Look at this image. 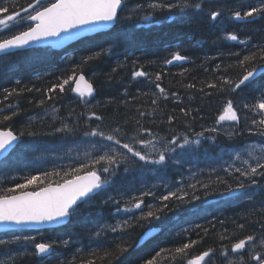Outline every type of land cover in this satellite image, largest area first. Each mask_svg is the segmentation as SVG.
<instances>
[{"label":"trees","instance_id":"obj_1","mask_svg":"<svg viewBox=\"0 0 264 264\" xmlns=\"http://www.w3.org/2000/svg\"><path fill=\"white\" fill-rule=\"evenodd\" d=\"M28 1L14 0L18 7L16 11L20 10L21 5L27 7L28 3L34 2ZM227 1L209 0L205 3V8L226 5L224 2ZM232 1L229 0L227 6L233 4ZM144 2L147 3L149 0H125L126 4L113 28L82 38L60 51L49 47H34L0 57V60L7 64L6 68L0 66V128H10L20 137L19 133H24L9 158L0 162L2 177L0 189L24 183L30 176H39L44 183L37 182L29 185L28 189L39 188L49 182L63 181L67 178L63 175L64 171L70 170L71 167H79L80 162H86L90 157L60 159L62 163H59L56 157L52 158L48 150L49 145L65 138L82 139L85 132L97 125L106 133L117 126L124 129L127 135L121 137L122 143L136 136L137 130H141V136L145 140L155 137L182 140L184 137L200 136L204 138V144L210 145L211 149H216L214 143L225 145L226 148H236L252 139L264 142V135L260 133L258 127L249 121L247 125L243 123L247 121V116L250 117V121L260 118L255 112L245 109L244 104H254L256 98L264 92V73L257 80L242 85L235 91L231 90L234 84L223 85V78L238 83L245 73V68L251 67V63L241 66L240 61L250 51L257 50L254 45H264V18L227 21L224 17L222 21L210 24L205 13L195 11L181 13L175 11L176 9L169 12L164 9L153 11L150 19L144 20L143 13L150 12ZM138 4L145 5L147 10L137 11ZM176 12L178 13L172 20L165 19L168 17L166 14ZM227 13L225 11L224 15ZM25 24L27 22L23 21L21 27L17 26L14 31L24 30L27 27ZM228 33L236 34L238 41L228 40L226 38ZM244 36L250 37L247 40L248 44L239 42L243 41ZM174 52L188 56L189 62L169 66L165 61L169 60ZM96 53L100 55L85 62L86 57ZM138 70L144 71L147 75L133 78V72ZM73 72L76 74L83 72L92 80L95 93L91 99H82L74 94L73 81L65 85L63 92L59 89L54 93L48 92L52 85L62 83L64 79L72 76ZM157 74L160 75L159 80H156ZM156 84L165 90V95L160 94ZM209 84H217V87L209 88ZM13 89H16L15 94L9 95L5 100V95L12 93ZM48 96H52V99H48ZM153 99L157 101L155 105L151 103ZM41 100L44 101L43 104L40 103ZM227 100H232L241 114L239 121L229 123L231 129L228 131L215 128L220 124L218 117L223 112ZM13 111L16 113L14 116L11 115ZM92 112L103 119L96 120L91 116ZM141 112L145 115L140 116ZM4 115L11 118L5 121L2 119ZM169 117L173 119L169 120ZM64 125L72 131H56ZM213 128L216 131H209ZM142 129L150 131L144 132ZM210 136L215 139L212 144L207 140ZM136 147L147 152V148L141 145ZM202 148L207 149V146L204 145ZM199 156H203L202 152H199ZM204 159L197 161L193 172H188L187 168L185 171L180 169V174L172 175L168 185L164 182V175L174 172L171 165L168 168L162 167L153 176L139 177L135 161L140 164L144 162L138 158L122 161L116 167V174H103L104 178L111 179V182L106 189L92 197L95 200L92 209L85 207V203L83 206L80 204L79 207L82 209L79 214L71 217L72 222L69 221L70 223L57 229L43 230L41 234L37 233L34 236L33 242L58 241L54 247L56 252L53 258L43 260L44 257L35 255L32 243L23 244L22 241L5 239L11 243L7 247L0 246V252L5 254L0 264H4L5 261L8 264H81V261L86 260H94L96 264H146V261L153 257L154 264H187V260L178 256L175 249L193 240L197 243L187 250V258L212 248L216 250V254L211 258L213 264H225L220 251L222 247L227 246L230 249L232 243L249 234L259 236L260 226L264 224V206L259 204L264 202V195L256 192L252 200L254 204L250 207L243 208L246 202L243 201L232 209L225 208L216 212L213 204L206 205L205 200L212 197L214 195L212 192L219 188L215 184H219L216 179L218 177L208 176L209 160ZM229 160L230 157H227L224 161ZM95 167L100 168L101 165ZM85 171L88 169L81 172ZM45 172L51 175L45 178L43 176ZM57 172L60 175H56ZM157 174L162 176L161 181L156 178ZM234 174L239 185L243 183L246 186L250 180L257 179V176L251 178L241 176L236 171ZM198 183L205 189L204 194H200ZM204 185L208 187L205 188ZM181 188L185 189L184 194H180ZM170 190L177 192L182 199L172 197L168 201L161 200V195H167ZM149 191L152 195L142 197L144 203L141 209H133L132 212L122 210L131 207L129 201L132 197H140L143 192ZM124 192H127V195ZM157 194L158 196H155ZM149 206L163 220L173 215L189 214L183 221L172 224L164 222L162 236L152 237L138 246V236L144 229L158 224V220L154 218L140 220L141 213H147ZM117 207L121 211L118 212ZM91 210H93L91 218L101 222L103 225L101 229L105 230V233L102 236V232H98L101 238L99 244L82 250V247L73 242V237L80 232L77 220L84 212ZM217 213L224 216L216 219ZM125 220H130L131 226L125 230L111 231L112 226ZM241 223L245 224L243 230L237 227ZM63 237L68 241L67 246L62 243ZM117 245H121L127 251L120 254ZM106 251L111 255L105 256ZM92 253L97 255L93 256ZM157 253L160 255L157 256ZM215 256H219V261L214 260Z\"/></svg>","mask_w":264,"mask_h":264},{"label":"snow or ice","instance_id":"obj_2","mask_svg":"<svg viewBox=\"0 0 264 264\" xmlns=\"http://www.w3.org/2000/svg\"><path fill=\"white\" fill-rule=\"evenodd\" d=\"M209 0H176V2H165V0H149L146 7L152 11L143 16L144 20L150 19L152 12L155 10L167 9L171 12L173 9L178 10L181 13L188 11H195L198 13H205L207 20L210 24L218 22L219 19L224 16L225 11L229 13V19L234 20H255L257 18H264V0H233L232 6L221 4L215 8H205V3ZM125 0H34V2L28 3L27 7L20 6V10L16 11L17 4L14 0H0V53L5 55H11L12 50L21 49L31 43L46 40L48 38H57L52 43L59 47L69 40H74L81 34V26H89V30L102 26L107 23L114 22L119 19V12L124 5ZM137 10L144 11L145 5L138 4ZM31 10V11H30ZM21 13L25 15L22 17ZM23 21L34 22L33 25H28L26 30L15 32L14 29ZM11 33V34H8ZM63 33V35H61ZM226 38L230 41H238V36L234 33H228ZM240 43L247 44L248 41H239ZM256 51H250L248 55L243 57L240 61L241 66L245 63H251L250 68H245V74L239 80L238 83L233 82L230 79L223 78V85H233L231 89L235 91L240 89L242 85L250 79H254L258 72H264V45H254ZM100 53H96L93 56L85 58V62L98 57ZM186 59L179 52L172 53V59L165 61L171 64L173 61H182ZM0 66L7 67L6 62L0 60ZM133 78L144 77L147 74L138 70L133 72ZM160 79V75H156V80ZM70 81H74L75 87L72 89L82 99L86 96H91L93 93L92 85L89 84L83 74L76 76L73 72L72 76L64 79L62 83L54 84L48 89V92L54 93L57 89L63 92L65 85H69ZM190 87H194L190 85ZM209 88H216L217 84H209ZM156 88L159 89L161 95H165V90L156 84ZM16 89L12 90V93L5 95L4 99L7 100L9 95L15 94ZM48 99H52V96H48ZM44 103L43 100L40 101ZM86 106H87V102ZM152 104H156L157 101L153 99ZM11 107V106H10ZM244 108L249 111L255 112L260 116V119H252V124L260 129V133L264 135V92L256 98L254 104H244ZM55 111V109H53ZM183 111V110H182ZM16 113L13 111L12 116ZM145 113L141 112L140 116H144ZM92 117L96 120H102L103 118L97 116L95 112L91 113ZM11 116L4 115L3 120H9ZM173 117H169L172 120ZM239 117L234 107L232 100H227L223 108V112L218 117V122L222 121H238ZM139 125V121H137ZM57 132L72 131L67 125L56 129ZM144 132H149L148 129H142ZM209 131H216L215 128ZM21 136L24 133H20ZM88 137H98L100 141H97L99 145L98 153L102 151L103 154H97L96 156L88 159L86 162H80L79 167H71L70 170L64 171V177L62 182L56 181L55 186L52 182L46 184V186L40 188L37 191H25L29 185L44 183L39 176L27 177L24 183H16L14 187L7 189H0V225L6 227L19 226L30 227L38 224H61L62 222L69 220L77 213L79 204L78 202H87L90 199L91 194L102 189L109 183L107 177L102 179L99 173L108 175H114L116 167L122 161H127L130 158H138L145 163L163 164L166 160L165 153L173 151L170 145L176 144V140L168 141L163 145V151L156 149V139L145 140L141 136V130H137L136 136L130 137L128 142L121 140L122 136H126L127 133L124 129L117 126L112 128L109 132H105L101 129L100 125L92 128L90 131L84 133ZM18 140V136L11 130H0V153H9ZM101 141L110 142L104 144ZM184 143H188V138L184 137ZM141 145L143 148L151 149L153 152L158 153V159H152L149 153L144 152L143 149H138L136 146ZM106 149V150H105ZM121 149L126 150L121 151ZM259 157L255 158V163H251L248 159H242L241 162L247 165L246 168H235V171L240 173L241 176L251 178L257 175H264V147L261 148ZM131 154V156H129ZM252 153H249L251 156ZM240 158L239 156L237 157ZM96 165H101L100 169H96ZM88 169L85 175H79L81 171ZM60 175L59 172L55 173ZM50 173H43V176L47 178ZM219 179V178H218ZM254 182V181H253ZM245 185L241 183L240 188ZM194 187V186H193ZM205 188L208 185H204ZM19 190V194L17 193ZM152 195L149 192H143L140 197H132L129 203L131 207H125L122 210L126 212H132L133 209H141L143 196ZM176 197L182 199L177 195L175 191H169L167 195L160 197L163 201H168L170 198ZM198 199V197H193ZM111 199V198H110ZM118 203V202H117ZM167 207V205H165ZM121 211L119 207L116 209ZM160 219L149 206L147 213H141L140 219ZM130 220H125L122 223L112 226L111 231L116 232L119 230H125L131 226ZM237 227L241 230L245 228V224H238ZM207 230L205 229V232ZM99 235V233H97ZM227 237H221L224 239ZM35 240L32 236H16V242H28ZM11 241H5L0 239V246L7 247ZM58 241L40 242L34 245V254L43 256L48 254L56 245ZM62 243L67 246L68 241L64 240ZM197 241H190L183 244L181 247L175 249V253L187 260V264H213L212 256L216 254V250L209 248L199 255L192 258L188 257V251L192 248ZM117 250L120 254L127 251L126 248H122L121 245H117ZM163 251V250H162ZM221 255L227 261V264H264V224L260 226L259 236L256 234L246 235L244 238L236 240L231 244L229 249L227 246L221 248ZM229 251L238 255L237 260L228 259ZM247 252L248 260L244 261L242 254ZM96 256V253H92ZM111 253L105 252V256H110ZM160 253H157L159 256ZM175 259V257H173ZM155 257L146 261V264H154ZM4 264H8L7 261ZM81 264H96L94 260L81 261Z\"/></svg>","mask_w":264,"mask_h":264},{"label":"rangeland","instance_id":"obj_3","mask_svg":"<svg viewBox=\"0 0 264 264\" xmlns=\"http://www.w3.org/2000/svg\"><path fill=\"white\" fill-rule=\"evenodd\" d=\"M248 2H249V0H248ZM224 17H226L227 21H228L229 20V18H228L229 13L222 16L220 18L219 22L222 21ZM18 26L21 27L20 25H18ZM85 99L87 100L89 98L86 97ZM219 125H220V128L218 126H216L217 129L227 130V131L229 129H231V126L229 123H221ZM155 139L157 141L156 142V149L158 151H163V145L167 144L166 139H160L157 137H155ZM207 140H208L209 144L213 143V139L211 137H209ZM97 141H100V138L88 137V138H84V139H80V140H72V139L65 138L63 140H58V141L50 144L48 150L51 153L52 158L56 157L57 161L59 163H62L61 160H73L75 158H81V157H94L97 154H103L102 151L98 153L99 145L97 144ZM101 142L104 144L110 143L107 141H101ZM204 145L206 146V144H204V138L192 137V138H188V143H184V140H183V141H180L178 144L176 142V145H174V146L170 145L169 147L174 149V150L168 151L165 153L166 160L163 164H153L151 162L145 163L144 161H142V162H144V164L142 165L139 162L135 161V163L137 164L136 168H137V171L139 173V177L146 176V175H148L149 177H150V175L153 176L156 174V172L160 168H162L164 166L168 167L171 165L172 168L174 169V172H172V173L170 172L166 176L164 175V182L166 185H168L170 180L172 179L171 178L172 175H176L177 173H178L177 175H179L180 169L184 170L186 167L189 170L188 172H193L194 168L196 166L195 165L196 162L198 160H201V161L205 160L204 158H208V160H209V171H210V173L208 175H212V174L217 173L216 171L218 169H220V170L225 169L226 171L230 170L231 162L241 161L242 159H248L251 163L254 164L255 158L262 155L260 150L262 147H264V145L262 143H246L244 146H242L240 148L228 149L225 146H221L219 143H214L213 145H214V148H216V149L209 148L210 145L209 146L207 145V149H203L202 146H204ZM121 151H125V150L121 149ZM147 151H148L147 153H149V155L151 156L152 159H158V153L157 152H153V151H151V149H147ZM199 152H202L203 156H199ZM250 152L252 153L251 156H249ZM223 156H229L230 160L224 161ZM238 156L240 157L239 159L237 158ZM240 164H242V162H240ZM98 169H100V168H97V170ZM231 172L234 174L235 169L231 170ZM100 174L102 175V173H100ZM217 175H218V173H217ZM186 176H191V175L186 174ZM234 176H235V174H234ZM156 178L159 181L162 180V176L160 174H157ZM108 181H109V179H108ZM109 184H110V181L105 186H108ZM137 188H138V186L135 187V189H137ZM94 202H95L94 200H89L87 203V207L92 209ZM262 206H264V204H262ZM91 212H93V210L89 211V212H84L81 215V218L77 220V224L79 226L80 232L77 233L73 237V242L76 243L78 245V247H82L81 248L82 250L89 248L90 246H95V245L99 244L101 242V240H100L99 236L97 235V233L102 232V236H104V233H105V230L101 229V226H103L101 224V222L99 220L94 221L93 218H91ZM79 213H80V210H78L76 214H79ZM88 215H90V216H88ZM169 223L172 224L171 221ZM16 236L23 237V236H32V235H28V234L23 233V232H18V233H12V234L8 235L5 239L15 241ZM56 238H57V234H55V239ZM0 239H3V238H0ZM5 239H3V240H5ZM64 240H65V238L63 237V241ZM27 243L35 244L36 242H33V241L23 242V244H27ZM3 256H5V254L3 252H0V262H1V258ZM54 256H55V254L50 256L49 258L54 257Z\"/></svg>","mask_w":264,"mask_h":264},{"label":"flooded vegetation","instance_id":"obj_4","mask_svg":"<svg viewBox=\"0 0 264 264\" xmlns=\"http://www.w3.org/2000/svg\"><path fill=\"white\" fill-rule=\"evenodd\" d=\"M247 121L251 120L250 117H247L246 119ZM259 129V128H258ZM249 132V130L247 131V133ZM248 143H262L264 144V142H260V141H256L255 139H252V140H248L247 141ZM241 161H235V162H231V167H230V170L226 171L225 169H218L216 172L218 173H215V174H212L210 176H214L216 175L218 178L217 181L219 182V184L215 183L216 186H219V188L215 189V191H213L214 193V197H212V200L215 201V203L213 204V208H215V211L216 212H219L221 211L222 209H232L234 208L235 206L238 205V203H235V202H230V201H226V195L227 193L229 192V190L237 187L236 185H239L238 182L235 181V176L234 174L231 172V170H234L235 168L239 167L241 169H244L247 167V165H244V164H240ZM228 173V174H227ZM254 181V182H253ZM246 182V180H245ZM257 185L258 187V191L264 195V175H257V179L256 180H250L248 184H246V194L247 196L245 197V205L243 206L244 207H250L252 206L253 201L254 200V191L252 190V186H255ZM184 192V190L182 189V191L180 192V194H182ZM209 202V200L207 201V203ZM264 204V202L262 203ZM262 204H259V205H262ZM229 213H234V212H228ZM189 213H183L181 214L179 217V220L180 221H183L185 220L186 216L188 215ZM221 216H224V215H220L219 213H217V217L216 219L220 218ZM174 220V219H173ZM235 256V257H234ZM223 258V262L225 264H227V261L225 260L224 257ZM238 258V255L235 254V253H231L229 251V256H228V259H231V260H237ZM242 258L244 261H247L248 260V256H247V252L243 253L242 254ZM215 261H219V256H216L215 258ZM252 264H254V262H252Z\"/></svg>","mask_w":264,"mask_h":264},{"label":"water","instance_id":"obj_5","mask_svg":"<svg viewBox=\"0 0 264 264\" xmlns=\"http://www.w3.org/2000/svg\"><path fill=\"white\" fill-rule=\"evenodd\" d=\"M45 1H47V0H45ZM51 1H54V2H55V0H51ZM115 22H116V21L111 22V23H107V24H104V25H102V26H99V27H96V28H92L91 30H89V26H81V30H80V31H81V34H80L79 37H77V38L74 39V40H69V41L65 42L63 45L59 46V47L55 46V45L52 43L53 40L57 39V38L53 37V38H48V39H46V40H42V41H38V42L31 43L30 45L25 46L24 48H21V49H14V50H12V52H14V51H18V50H22V49H27V48H30V47H35V46H49V47H51V48H53V49H58V50H60V49H63V48H65V47L69 46L70 44H72V43L78 41L79 39H81V38H83V37H86V36H89V35H93V34H96V33H99V32H104V31H108V30H110L111 27L115 24ZM61 35H63V33H62ZM0 55H3V53H0ZM184 57H185V56H184ZM188 61H189V58L186 57V59H184V60H182V61H173L170 65H172V64H176V63H187ZM262 73H263V72H258V73L256 74L255 78L258 77L259 75H261ZM79 75H81V73H79V74L77 75V77H78ZM84 77H85V76H84ZM255 78H254V79H255ZM85 80H86L89 84L92 85V88H93V90H94V87H93L92 82H91L88 78H86V77H85ZM250 80H253V79H250ZM74 87H75V83L73 82V88H74ZM0 130L8 131V130H10V129H6V128H5V129H0ZM11 131H12V130H11ZM12 132H13V131H12ZM14 134L17 135L16 133H14ZM17 136H18V140H17L16 142H14V143H15V146L17 145V143H18V141H19V139H20V138H19L20 136H19V135H17ZM7 154H8V153H0V160H1L2 158H4ZM85 173H86V172H84V173H82V174H79V175H85ZM98 174H99V173H98ZM53 185L55 186V184H53ZM25 191H33V190H25ZM98 191H100V190H98ZM98 191H96L95 193H97ZM237 192H239V190H234V191H232L230 194H234V193H237ZM95 193H94V194H95ZM16 194H19V192L16 193ZM91 195H93V194H91ZM79 203H80V202H78V204H79ZM67 222H68V220L62 222L61 224H47V223H45V224L32 225V226H30V227H19V226L6 227V226H4V225H0V232H4V231H8V230H14V229H26V230H30V231H40V230H43V229H46V228H56V227H60V226H62V225H65ZM157 232H158L157 229H155L154 227H151V228L145 230L144 233L139 237V240H138V243H137L138 246H139V245H142L146 240H148L150 237L154 236ZM50 252H51V251H50ZM50 252H49L48 254H50ZM48 254H46V255H44V256H47Z\"/></svg>","mask_w":264,"mask_h":264},{"label":"bare ground","instance_id":"obj_6","mask_svg":"<svg viewBox=\"0 0 264 264\" xmlns=\"http://www.w3.org/2000/svg\"><path fill=\"white\" fill-rule=\"evenodd\" d=\"M29 1H31V0H29ZM28 1V2H29ZM20 3H21V1H19ZM22 2H24V3H26L25 1H22ZM165 2H175V0H165ZM233 2V1H232ZM31 3V2H30ZM144 3H146V2H144ZM225 3V2H224ZM126 4V3H125ZM147 4V3H146ZM27 5V4H26ZM20 6V5H19ZM22 6V5H21ZM24 7H26V6H24ZM124 7V6H123ZM18 8V7H17ZM147 8V7H146ZM145 10H147V9H145ZM149 10V9H148ZM159 10V9H158ZM138 11V10H137ZM149 11H152V10H149ZM175 11H177V10H175ZM174 11V12H175ZM143 12V11H142ZM179 12V11H178ZM178 12H176V13H168V14H166V16L168 15V17H166L165 19H167V20H172L173 18H174V16L178 13ZM133 13V12H132ZM136 13V12H135ZM163 13H165V12H163ZM166 13H167V11H166ZM144 15L146 14V13H143ZM139 15V14H138ZM140 15H141V12H140ZM143 15V16H144ZM158 15V14H157ZM142 16V17H143ZM143 19L141 18V21H142ZM220 20V19H219ZM251 20V19H250ZM249 20V21H250ZM246 21V20H245ZM26 22V21H25ZM143 22V21H142ZM215 23V22H214ZM217 23V22H216ZM246 23V22H245ZM242 39H243V41H247V40H249L250 39V37H248V36H244V37H242ZM248 44V43H247ZM13 54V53H12ZM1 57V56H0ZM6 57V56H5ZM11 57V56H10ZM3 58V57H2ZM7 58V57H6ZM8 59V58H7ZM170 59V58H169ZM2 60V59H1ZM79 73H81V74H83L86 78H88L89 76H87L85 73H83V72H79ZM77 75V74H76ZM243 76V75H242ZM260 77V76H259ZM258 77V78H259ZM257 80V79H256ZM260 87H261V85H260ZM259 87V88H260ZM247 88V87H246ZM250 89V88H249ZM256 89V88H255ZM243 90V89H242ZM252 90H254V89H252ZM238 91V90H237ZM241 91V90H240ZM239 91V92H240ZM251 91V90H250ZM243 92H245V91H243ZM255 92V91H254ZM238 93V92H237ZM248 93V92H247ZM251 93V92H250ZM249 93V94H250ZM256 93V92H255ZM252 94H254L253 92H252ZM257 94V93H256ZM242 95V94H241ZM251 95V94H250ZM259 95V94H258ZM252 96V95H251ZM80 97V96H79ZM241 97V96H240ZM86 98V97H85ZM237 98H239V97H237ZM243 99H244V97H243ZM252 99V98H251ZM254 99V98H253ZM241 100V99H240ZM239 101V100H238ZM237 102V101H236ZM237 106V105H236ZM238 108V107H237ZM236 108V109H237ZM251 113V112H250ZM250 113H249V115H250ZM252 113H254V112H252ZM240 114V113H239ZM241 115V114H240ZM242 116H243V114H242ZM241 116V117H242ZM247 117H249V116H247ZM254 118H255V116H254ZM244 119V118H243ZM246 119V118H245ZM244 119V120H245ZM255 119H257V120H259L260 118H255ZM242 122V121H241ZM247 122L248 121H246V122H243L244 124L246 123V125H247ZM249 122H251L252 123V121H250L249 120ZM218 123V122H217ZM217 126L220 128V125H218L217 124ZM249 126V125H248ZM251 126H252V124H251ZM250 127V126H249ZM257 127V126H256ZM216 128V127H215ZM245 128V127H244ZM248 130V129H247ZM246 130V131H247ZM213 132V131H212ZM204 133H206V132H204ZM209 133V132H208ZM211 133V132H210ZM20 134V133H19ZM210 135V134H209ZM22 137V136H21ZM211 137V136H210ZM214 139V138H213ZM176 140V139H175ZM215 140V139H214ZM168 141H171L170 139H166V142L168 143ZM180 141H183V139L182 140H176V142H177V144L180 142ZM221 143H222V140H221ZM246 143H248L247 141H245V142H243V143H241V145L238 147V148H240V147H242V146H244ZM174 145H176V144H174ZM173 145V146H174ZM207 146V145H206ZM209 146V145H208ZM225 146V145H224ZM13 153V152H12ZM10 156V155H9ZM9 156H8V158H9ZM215 158V157H214ZM217 158V157H216ZM13 159V158H12ZM219 159V158H218ZM18 160V159H17ZM5 162V161H4ZM143 165V164H142ZM143 167V166H142ZM168 168V167H167ZM187 168V167H186ZM146 169V168H145ZM161 169V168H160ZM136 170H137V168H136ZM136 170H135V172H136ZM164 170V169H163ZM153 171V170H152ZM151 171V172H152ZM140 172V171H139ZM155 172V171H154ZM169 173V172H168ZM116 174V173H115ZM136 174V173H135ZM199 174V173H198ZM228 174V173H227ZM144 175V174H143ZM184 175V174H183ZM136 176V175H135ZM137 176H138V174H137ZM194 176H196V175H194ZM198 176V175H197ZM200 176V175H199ZM208 176H210V175H208ZM0 178H2L1 176H0ZM138 178V177H137ZM203 178V177H202ZM205 178H206V175H205ZM13 179V178H12ZM201 179V178H200ZM191 180H193L194 181V179H191ZM62 181V180H61ZM60 181V182H61ZM185 181V180H184ZM187 181V183H188V179L186 180ZM203 182V181H202ZM152 183V182H151ZM156 183V182H155ZM181 183H183V182H181ZM142 184V183H141ZM147 184V183H146ZM178 184V183H177ZM185 184V183H184ZM191 184V183H190ZM110 185V184H109ZM201 185V183H199L198 184V186H200ZM186 186V185H185ZM197 187V186H196ZM31 187H29V189H30ZM35 188V187H34ZM152 188V187H151ZM28 189V188H27ZM31 189H33V188H31ZM36 189V188H35ZM182 189V188H181ZM198 189H200V194H204L203 192H204V188L203 187H199ZM184 191H185V189H183ZM196 192V191H195ZM158 193V192H157ZM163 193V192H162ZM186 193V192H185ZM213 193V192H212ZM138 194V193H137ZM182 194H184V192L182 193ZM187 194V193H186ZM186 194L184 195V196H186ZM97 195V194H96ZM192 195H194V194H192ZM206 195V194H205ZM155 196H158V194L157 195H155ZM161 196H163V195H161ZM151 197H153V196H151ZM212 197H214V195L212 196ZM212 197H210V198H208V199H206L205 200V204L206 205H210V204H214L215 203V201H213L212 200ZM100 198H102V197H100ZM155 198V197H154ZM192 198V197H191ZM153 200V199H152ZM209 200V202L207 203V201ZM98 203H101V202H98ZM110 203V202H109ZM187 203H189V202H187ZM97 204V203H96ZM116 204V203H115ZM145 204H147V203H145ZM201 204V203H200ZM100 205H102V204H100ZM110 205V204H109ZM114 205V204H113ZM143 205V204H142ZM81 206H83L82 204H81ZM94 206V205H93ZM117 206V205H116ZM147 207H148V205H146ZM189 206V205H188ZM195 206V205H194ZM200 206V205H199ZM211 206V205H210ZM209 206V207H210ZM98 207H99V205L97 206V210H98ZM115 207V206H114ZM191 207V206H190ZM189 207V208H190ZM197 207V206H196ZM202 207H203V205H202ZM208 207V208H209ZM116 208V207H115ZM90 210V209H89ZM209 210V209H208ZM92 211V210H91ZM99 211V210H98ZM137 211V210H136ZM178 211H180V210H178ZM182 211V210H181ZM196 211V210H195ZM198 211V210H197ZM205 211H206V209H205ZM138 212V211H137ZM167 212V211H166ZM203 212V211H202ZM114 213V212H113ZM123 213V212H122ZM141 213V212H140ZM165 213V212H164ZM200 213V212H199ZM104 214V213H103ZM115 214V213H114ZM138 214V213H137ZM132 215V214H131ZM172 215V214H171ZM170 215V216H171ZM179 215V214H178ZM203 215V214H202ZM88 216H90V215H88ZM137 216V215H136ZM162 216V215H161ZM165 216V215H164ZM106 217V216H105ZM181 217V216H180ZM131 218V217H130ZM129 218V219H130ZM207 218V217H206ZM74 218H72V220H73ZM174 219V220H173ZM210 219V218H209ZM111 220V219H110ZM131 220V219H130ZM134 220V219H133ZM141 220V219H140ZM139 220V221H140ZM156 220V219H155ZM144 221V220H143ZM178 222V221H180L179 220V217L178 216H172V217H167V218H165V220H163L161 217H160V219H158V224H156L155 226H154V228L155 229H157V233L154 235V236H152V237H154V238H157L158 236H162V233H163V226H164V222ZM70 222H72V221H70ZM69 222V223H70ZM141 222V221H140ZM169 226V225H168ZM173 227V226H172ZM164 230H166V229H164ZM174 230V229H173ZM176 232H177V230H175ZM169 232V231H168ZM170 232H171V230H170ZM173 232V231H172ZM44 233V232H43ZM166 234V233H165ZM175 234V233H174ZM45 235V234H44ZM112 236V235H111ZM119 237V236H118ZM152 237H150L149 239H151ZM39 238V237H38ZM41 238V237H40ZM100 238V237H99ZM101 239V238H100ZM53 240V239H52ZM51 241V240H50ZM147 241V240H146ZM145 241V242H146ZM144 242V243H145ZM143 243V244H144ZM138 245V244H137ZM140 246V245H139ZM55 252H56V250H55V248H53V252L50 254V255H48V256H46V257H44L43 259H47V258H49L50 256H52V255H54L55 254ZM7 255V254H6ZM195 256V255H194ZM53 258V257H52ZM49 260V259H48Z\"/></svg>","mask_w":264,"mask_h":264}]
</instances>
